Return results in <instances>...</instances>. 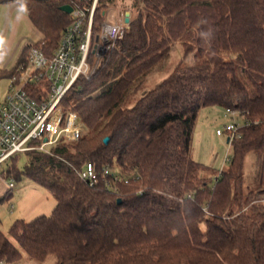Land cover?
I'll return each instance as SVG.
<instances>
[{
  "label": "trees",
  "instance_id": "obj_1",
  "mask_svg": "<svg viewBox=\"0 0 264 264\" xmlns=\"http://www.w3.org/2000/svg\"><path fill=\"white\" fill-rule=\"evenodd\" d=\"M9 1L26 6L42 37L11 69H0V81L26 66L32 46L47 55L57 47L70 25L61 7L87 16L92 4L0 0ZM112 2L95 7L93 38ZM132 10L123 37L62 100L86 134L49 154L26 153L22 170L14 156L0 171L4 180L26 177L55 202L47 217L16 220L8 235L0 229V261L18 264L26 255L39 263L54 256L56 264H264V179L260 173L248 186L244 178L249 154L264 169V0H134ZM175 45L182 59L148 88L146 78ZM207 107L242 120L231 157L213 178L190 157L194 124ZM88 162L98 173L110 167L137 179L116 194L102 181L90 187L77 174Z\"/></svg>",
  "mask_w": 264,
  "mask_h": 264
},
{
  "label": "built area",
  "instance_id": "obj_2",
  "mask_svg": "<svg viewBox=\"0 0 264 264\" xmlns=\"http://www.w3.org/2000/svg\"><path fill=\"white\" fill-rule=\"evenodd\" d=\"M97 1L93 0L87 16L83 10L72 9L70 25L50 55L41 46H32L26 66L7 79L5 93L0 96V168L16 154L32 151L49 154L58 143L76 142L86 134L83 123L74 112L64 108L62 100L78 79H90L128 26L124 22H103L93 38L92 15ZM225 113L226 117L238 119L234 112ZM241 126L238 122L228 123L223 131L216 130V135L225 133L229 145ZM224 161H228L227 153ZM77 174L90 187L102 181L114 194L118 186L137 179L110 167L98 173L90 162ZM13 188V181L9 180L7 190ZM261 201L264 202V197ZM0 264L7 263L1 260Z\"/></svg>",
  "mask_w": 264,
  "mask_h": 264
},
{
  "label": "rangeland",
  "instance_id": "obj_3",
  "mask_svg": "<svg viewBox=\"0 0 264 264\" xmlns=\"http://www.w3.org/2000/svg\"><path fill=\"white\" fill-rule=\"evenodd\" d=\"M98 1L95 6H100L105 2V0ZM133 2L134 0H113L111 4L106 7L103 6L105 8L103 11H106L103 22H123L126 12L129 14V19L131 20L134 15V11L132 10ZM181 59L182 49L179 45H175L164 65L158 67L155 72L146 78L147 87L151 88L165 78ZM6 85V81L0 82V96L5 93ZM226 115L225 111L219 107L202 108L198 113L192 131L190 157L193 161L212 170L213 173L209 174L212 178L215 176V173H220L222 168L227 164V161H224L226 153L229 158L231 157V149L227 144L226 134L217 136L216 130L223 131L224 126L228 123H241L242 121L241 118L235 119L229 116L226 117ZM255 155L257 154H249L244 163V178L248 186L253 185V181L259 177L260 173L264 179V169L261 170L262 160L260 157V159L257 156L255 157ZM14 156L16 160L14 166L18 170H22L27 162V156L25 154H16ZM11 165L9 160L6 161L1 166L0 171L7 170ZM8 181L5 180L6 185ZM13 184L14 188L12 189L11 196L7 201L0 204V229L6 235H8L14 221L24 220L28 222L39 216L47 217L55 206V202L48 190L32 183L26 177L22 176L20 179L14 180ZM10 206H12V210H10ZM18 264H56V259L54 256H49L44 262L39 263L23 255V259Z\"/></svg>",
  "mask_w": 264,
  "mask_h": 264
},
{
  "label": "crops",
  "instance_id": "obj_4",
  "mask_svg": "<svg viewBox=\"0 0 264 264\" xmlns=\"http://www.w3.org/2000/svg\"><path fill=\"white\" fill-rule=\"evenodd\" d=\"M41 37V33L32 25L23 3L0 2V69H11L23 48L40 40ZM1 81L7 83L6 79ZM7 191L6 182L0 177V198Z\"/></svg>",
  "mask_w": 264,
  "mask_h": 264
},
{
  "label": "water",
  "instance_id": "obj_5",
  "mask_svg": "<svg viewBox=\"0 0 264 264\" xmlns=\"http://www.w3.org/2000/svg\"><path fill=\"white\" fill-rule=\"evenodd\" d=\"M61 10L66 12V13H68V14H70L72 12V8L70 6H63V7H61ZM123 22H124L125 25H128L129 22H130L129 14L127 12L124 14V21ZM108 139L109 138H106L104 140L105 144L108 142ZM227 142H228V140H227ZM117 203L120 204V201L118 200Z\"/></svg>",
  "mask_w": 264,
  "mask_h": 264
}]
</instances>
